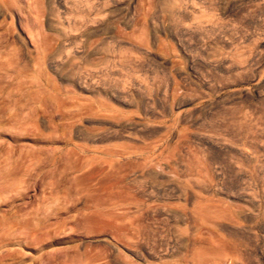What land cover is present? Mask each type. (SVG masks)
I'll list each match as a JSON object with an SVG mask.
<instances>
[{
  "label": "rangeland",
  "instance_id": "rangeland-1",
  "mask_svg": "<svg viewBox=\"0 0 264 264\" xmlns=\"http://www.w3.org/2000/svg\"><path fill=\"white\" fill-rule=\"evenodd\" d=\"M9 3L0 264H264V0ZM119 190L141 205L91 201Z\"/></svg>",
  "mask_w": 264,
  "mask_h": 264
},
{
  "label": "bare ground",
  "instance_id": "bare-ground-1",
  "mask_svg": "<svg viewBox=\"0 0 264 264\" xmlns=\"http://www.w3.org/2000/svg\"><path fill=\"white\" fill-rule=\"evenodd\" d=\"M0 2H2L4 5H11L10 3H9V0H0ZM48 37V36H47ZM46 47V46H45ZM50 48V47H49ZM102 98V97H101ZM108 104V103H107ZM77 105V104H76ZM106 105V104H105ZM110 105V104H109ZM83 106H85V105H83ZM87 107V106H86ZM91 106H89V108H90ZM92 108V107H91ZM90 108V109H91ZM94 108V107H93ZM85 110V109H84ZM92 110V109H91ZM94 110V109H93ZM97 110V109H96ZM90 111V110H89ZM93 112V111H92ZM87 113V112H86ZM111 116V115H110ZM117 117H118V115H117ZM111 118V117H110ZM113 118H114V116H113ZM113 120V119H112ZM116 120H118V118H116ZM115 120V121H116ZM117 123V122H116ZM118 124V123H117ZM113 127V126H112ZM88 129V128H87ZM123 130V129H122ZM97 131H102V130H98V129H95V130H92V131H90V132H97ZM104 132H105V130H104ZM101 133L100 134V138H101V140H103V141H110V140H112V139H114V138H117L115 135H114V132H110V131H108V132H105V133ZM157 133V132H156ZM99 134V133H98ZM97 135V134H96ZM99 138V139H100ZM119 138V137H118ZM100 140V141H101ZM111 142V141H110ZM81 152L82 153H88L87 152V150H81ZM80 152V153H81ZM94 153H97V154H100V156L99 157H101V160H99V161H97V163H99V164H101V163H104V164H106V165H108V167H111V168H118V169H121V168H124V167H126V166H128V165H134V166H139L140 164L139 163H137V162H134L133 160V158L132 157H130V158H128L127 160H121L120 158L121 157H123L122 155H120V153L119 152H117L116 150H114V149H104V150H100V151H96V152H94ZM76 155H79V153H77ZM96 155V154H95ZM97 156V155H96ZM98 157V156H97ZM96 157V158H97ZM99 159V158H98ZM125 159V158H124ZM140 162V161H139ZM143 163V162H142ZM92 165H94V164H92ZM102 165V164H101ZM106 168V167H105ZM132 168V167H131ZM173 168V167H172ZM108 169V168H107ZM164 170V169H163ZM171 171V170H170ZM111 174V173H110ZM117 174V173H116ZM107 175V174H106ZM120 176V175H119ZM132 180V179H131ZM116 183H118V182H114V185L116 184ZM119 184H120V182H119ZM122 184V183H121ZM113 185V184H112ZM111 185V186H112ZM117 185V184H116ZM115 185V186H116ZM115 186H112V187H114V188H117V187H115ZM117 186H119V185H117ZM120 187H122V185L121 186H119V188ZM122 188H124V185H123V187ZM112 192H114L113 190H111ZM110 191V192H111ZM120 191V190H119ZM118 191V192H119ZM112 192H111V194H112ZM126 192V191H125ZM115 193L117 194V191H115ZM120 193V194H119ZM118 194L119 195H110L109 197H107L106 199H104V198H91V201L93 202V203H95V204H97V205H111V206H113L114 208H116V207H118L119 205H129V204H133V203H135V205H137V206H140L141 204V202L140 201H142V200H139L138 198H134V197H130L129 196V193L127 192L126 194L125 193H123V190L122 191H120ZM124 198V199H123ZM64 202V201H63ZM69 202V201H68ZM91 203V202H90ZM120 216V215H119ZM117 220V219H116ZM120 220V219H119ZM120 221H122V220H120ZM115 222V221H114ZM121 225H123V224H121ZM133 226V225H132ZM127 228V227H126ZM126 228H121V227H119L117 230H116V232H115V234H114V236H115V239H116V241L118 242V243H123L124 245H126V246H130V245H134V246H136V248L137 249H139V250H141L143 247H142V240H141V238H140V234H139V232L136 230V231H131V230H129V229H126ZM132 228V227H131ZM133 229V228H132ZM49 232V231H48ZM46 233L45 232V234H43L42 232V235H45V236H49V237H51V238H53V236L50 234V232L49 233ZM8 233V232H7ZM141 233V232H140ZM19 235H21L20 237H16L17 239H21L22 240V242L23 241H28L31 237H34L33 238V240L34 239H37V235H38V233H37V231H35L34 230V232H32V233H30V232H20V233H18ZM8 236V235H7ZM14 236H17V233L15 234L14 233V235H13V237ZM4 237V236H3ZM4 239V238H3ZM32 239V238H31ZM30 239V240H31ZM11 240V239H10ZM20 241V240H19ZM19 243H21V242H19ZM18 243V244H19ZM5 244H8V243H5ZM23 244H24V242H23ZM22 244V245H23ZM28 244H29V242H28ZM3 245H1V247H2ZM5 246V245H4ZM0 247V248H1ZM202 247V246H201ZM232 247V246H231ZM109 249V248H108ZM200 249V248H199ZM233 250V249H232ZM200 251V250H199ZM203 255L206 253L207 254V252L206 251H204V249H203V251H200ZM209 252V251H208ZM236 252V251H235ZM197 253V252H196ZM199 253V252H198ZM200 253V254H201ZM219 253V252H218ZM200 254H198V255H196V257H199V260L197 261V262H199V264H207V262L206 261H208V259H206V258H200ZM99 255H97V256H88L87 258H86V261H87V264L88 263H90V262H93L97 257H98ZM3 257H4V254L2 253L1 255H0V258H2L3 259ZM201 257H203V256H201ZM205 257V256H204ZM5 258V257H4ZM105 258V257H104ZM1 259V260H2ZM0 260V261H1ZM3 260H5V259H3ZM2 260V261H3ZM206 260V261H205ZM2 261H1V263H2ZM43 261V260H42ZM45 261V260H44ZM38 263V262H37ZM36 263V264H37ZM48 262H46V263H43L42 262V264H47ZM23 264V263H22ZM198 264V263H197Z\"/></svg>",
  "mask_w": 264,
  "mask_h": 264
}]
</instances>
